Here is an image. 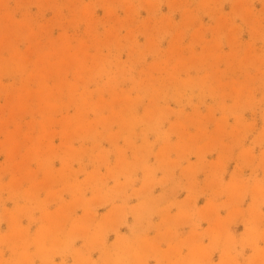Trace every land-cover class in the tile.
<instances>
[{"label":"rangeland","instance_id":"374dc122","mask_svg":"<svg viewBox=\"0 0 264 264\" xmlns=\"http://www.w3.org/2000/svg\"><path fill=\"white\" fill-rule=\"evenodd\" d=\"M0 264H264V0H0Z\"/></svg>","mask_w":264,"mask_h":264}]
</instances>
